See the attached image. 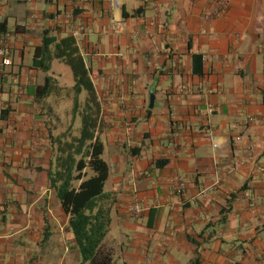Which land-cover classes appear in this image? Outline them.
<instances>
[{
	"label": "crops",
	"instance_id": "crops-1",
	"mask_svg": "<svg viewBox=\"0 0 264 264\" xmlns=\"http://www.w3.org/2000/svg\"><path fill=\"white\" fill-rule=\"evenodd\" d=\"M210 3L0 0L12 62L0 60V264H81L49 178L57 136L73 125L75 81L59 60L47 73L34 65L44 36L80 24L110 168L103 248L113 264H264V0H230L206 21Z\"/></svg>",
	"mask_w": 264,
	"mask_h": 264
},
{
	"label": "trees",
	"instance_id": "trees-1",
	"mask_svg": "<svg viewBox=\"0 0 264 264\" xmlns=\"http://www.w3.org/2000/svg\"><path fill=\"white\" fill-rule=\"evenodd\" d=\"M59 60L70 67L75 81V100L72 124L81 114V130L73 134V125L57 136L58 146L49 178L56 190L62 208L69 216L81 264H113V253L103 248L111 226L112 198L104 189L110 168L103 159L104 145L96 135L100 123L101 105L91 79L90 69L72 36L61 40L44 36L43 45L34 51V65L45 73L51 63ZM50 77L41 87L43 96L50 93ZM49 83V84H48ZM86 94L82 111L79 97ZM166 161L156 163L163 167ZM92 175L88 178L89 173ZM78 182V186L74 183Z\"/></svg>",
	"mask_w": 264,
	"mask_h": 264
},
{
	"label": "built area",
	"instance_id": "built-area-1",
	"mask_svg": "<svg viewBox=\"0 0 264 264\" xmlns=\"http://www.w3.org/2000/svg\"><path fill=\"white\" fill-rule=\"evenodd\" d=\"M112 7H119V4L117 2L111 4ZM230 7V0H211V3L204 13V19L206 21H214L220 16L224 15L227 13L228 9ZM73 14H67L66 19H72ZM56 20L61 22L60 16L56 17ZM112 32L113 33H118L121 30V25L119 23H116L112 21ZM89 29L86 24H80L76 27H74L71 31V36L75 39L77 38H86L88 36ZM10 34L9 33H1L0 34V60L4 66H9L12 64L10 58H9V48H8V41H9ZM1 98V95H0ZM207 111L209 113H212L213 111V106L210 103L206 104ZM207 138L213 143V148L218 149L219 146L216 143V136L213 131L208 130L206 132ZM237 169L236 165H233L231 168V171L234 172ZM185 188L186 185L184 182H180L177 187L175 188V192L178 195H183L185 193ZM133 212L135 214H139L142 212V209L140 206L136 205L133 208Z\"/></svg>",
	"mask_w": 264,
	"mask_h": 264
},
{
	"label": "rangeland",
	"instance_id": "rangeland-1",
	"mask_svg": "<svg viewBox=\"0 0 264 264\" xmlns=\"http://www.w3.org/2000/svg\"><path fill=\"white\" fill-rule=\"evenodd\" d=\"M84 98V97H83ZM83 98L81 99L82 101H83ZM80 123H81V119L80 118H78L74 123H73V132L74 133H76L80 128ZM72 124V119H71V117L70 118H68L67 120H66V126H68V125H71ZM92 175V173L90 172L89 173V175H88V178L90 177ZM79 185V183L78 182H75L74 183V186H78ZM118 261V259L116 258L115 259V262H117Z\"/></svg>",
	"mask_w": 264,
	"mask_h": 264
},
{
	"label": "water",
	"instance_id": "water-1",
	"mask_svg": "<svg viewBox=\"0 0 264 264\" xmlns=\"http://www.w3.org/2000/svg\"><path fill=\"white\" fill-rule=\"evenodd\" d=\"M154 96H152V98H153ZM151 102H153V99H152V101Z\"/></svg>",
	"mask_w": 264,
	"mask_h": 264
}]
</instances>
